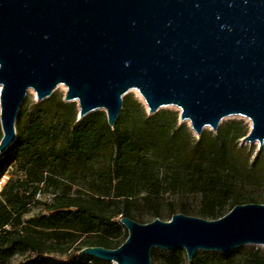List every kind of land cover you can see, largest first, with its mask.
I'll list each match as a JSON object with an SVG mask.
<instances>
[{
  "label": "water",
  "instance_id": "water-1",
  "mask_svg": "<svg viewBox=\"0 0 264 264\" xmlns=\"http://www.w3.org/2000/svg\"><path fill=\"white\" fill-rule=\"evenodd\" d=\"M59 86L79 120L104 111L114 127L123 98L138 91L155 115L176 107L200 138L230 116L247 118L244 140L264 146V0H0V154L16 139L29 91L39 102ZM116 249L79 255L151 264L153 248L229 253L264 246V204H238L217 220L174 214L139 223L122 217Z\"/></svg>",
  "mask_w": 264,
  "mask_h": 264
},
{
  "label": "trees",
  "instance_id": "trees-1",
  "mask_svg": "<svg viewBox=\"0 0 264 264\" xmlns=\"http://www.w3.org/2000/svg\"><path fill=\"white\" fill-rule=\"evenodd\" d=\"M49 99L50 110L21 106L16 149L0 155V181L13 164L23 173L1 191L0 264H9L17 254L33 252L43 259L48 251H58L57 242L47 244L42 238L44 232L53 241L85 236L78 252L86 247L116 249L128 238L123 239L122 217L139 223L177 213L216 219L238 204H264V149L255 153L240 147L247 130L237 122L216 134L204 131L197 140L179 124L177 112L147 116L135 101L140 118L123 126L120 116L111 127L102 111L78 120L75 104L53 95ZM125 105H131L129 98ZM108 149L112 157L106 173H98L89 189L74 192L62 173L77 161L93 163ZM39 194L52 198L41 202ZM196 197L203 202L201 210L190 204ZM37 204L48 214L25 221ZM70 256L62 264L94 260L75 252Z\"/></svg>",
  "mask_w": 264,
  "mask_h": 264
},
{
  "label": "rangeland",
  "instance_id": "rangeland-1",
  "mask_svg": "<svg viewBox=\"0 0 264 264\" xmlns=\"http://www.w3.org/2000/svg\"><path fill=\"white\" fill-rule=\"evenodd\" d=\"M66 94V88L63 86H59L58 89L54 92L53 96L56 97V99H62L64 100ZM126 98H129L131 105L129 108L125 105ZM49 98L39 102L37 100V97L33 91H29L27 94L26 99L23 102V106L25 107H33V106H39L45 109L50 110L51 104L49 103ZM135 101L139 102L142 105V108L144 112L147 114V116H151L148 113V109L144 103V100L139 95L138 91L132 90L130 91L124 98H123V108L118 116L124 117L122 122L123 126L126 125L128 122L133 123L135 120L140 118V111L139 107L135 104ZM69 104H75L77 111L79 112L78 103L71 102ZM52 109V108H51ZM129 110V111H128ZM166 111H173L177 112L179 116V124L180 125H186L189 129V131L192 133L193 137H195L197 140L199 139L196 134L192 131L190 124L188 122L183 123L180 121V110L176 107H166L163 109H160V111L157 113H162ZM104 112V111H102ZM129 112V113H127ZM105 113V112H104ZM106 115V113H105ZM127 115H129L128 119ZM126 117V118H125ZM79 120V117H78ZM233 122H237L240 124L241 127L246 128L247 135L250 132L251 123L247 118L241 117V116H230L225 118L222 121V124L220 127L224 126L225 124H231ZM219 127V128H220ZM205 132H212L214 133L210 128H207ZM18 124L16 122V136H18ZM246 135V136H247ZM0 138H2V127L0 123ZM16 143H17V137L15 141L10 145L9 151L10 153H13L16 149ZM240 147L246 148L248 151H252L255 153H258L262 149H264V146L261 147L258 142L256 143H249L242 138L239 142ZM6 151V152H7ZM2 155V154H0ZM112 157V150L108 149L99 155L95 157V160L93 163H85L83 160L75 162L70 168V170L66 171L65 173H62L68 181L73 186V191L76 192L77 190H85L89 189L90 186L94 183V180L97 178V174L100 173L104 175L106 171L108 170V164L110 161V158ZM1 162V161H0ZM3 169V166H0V170ZM10 173H7V176H5L0 181V195L1 191L5 187L6 183L13 178L16 180L17 178H22L23 173L18 168V164H13L12 167L9 169ZM51 195L46 194H39L38 199L41 202H50ZM190 204L192 205L195 210H201L203 209V202L200 198H191ZM230 211H227L225 213L228 214ZM48 214L45 210V207L43 204H37L32 206L29 209V212L24 216V220L27 221L31 218L42 216ZM223 215L222 217H224ZM190 216L200 217L197 214H193ZM220 217V218H222ZM203 218V217H201ZM220 218H204L207 220H217ZM164 221L171 220L169 217L162 218ZM128 231L124 227L123 229V239L128 237ZM42 238L45 240L47 244H51L53 242H57L55 246H57L56 250L53 252H47L44 254L43 259H39L37 257L36 253L33 252H27L24 255H15L13 259L10 261L9 264H18L20 262H26L28 264H62L66 262L68 259L71 261V253H74L78 255V251H76L79 248H82V241L85 239V236L79 237V235H74L72 237H64L62 239H59V241H53L50 235H48L46 232L41 234ZM69 248L68 253L61 252L64 249ZM255 252H258V255H254ZM256 262H264V246L258 245V244H244L238 247H235L232 249L229 253H223L221 251H215V250H198L192 261L188 259L187 253L185 250H168L164 248H153L151 251V264H255ZM88 264H115V263H108L106 261L94 258V260L88 262Z\"/></svg>",
  "mask_w": 264,
  "mask_h": 264
},
{
  "label": "bare ground",
  "instance_id": "bare-ground-1",
  "mask_svg": "<svg viewBox=\"0 0 264 264\" xmlns=\"http://www.w3.org/2000/svg\"><path fill=\"white\" fill-rule=\"evenodd\" d=\"M64 87V86H63ZM65 88V87H64ZM136 91V90H135Z\"/></svg>",
  "mask_w": 264,
  "mask_h": 264
}]
</instances>
